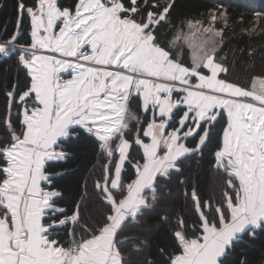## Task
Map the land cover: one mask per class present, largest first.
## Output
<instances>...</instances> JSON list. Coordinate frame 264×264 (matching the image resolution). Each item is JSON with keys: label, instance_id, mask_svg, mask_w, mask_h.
I'll return each instance as SVG.
<instances>
[{"label": "snow or ice", "instance_id": "1", "mask_svg": "<svg viewBox=\"0 0 264 264\" xmlns=\"http://www.w3.org/2000/svg\"><path fill=\"white\" fill-rule=\"evenodd\" d=\"M175 10L176 0H16L14 28L0 34V62L24 75L0 89V264H248L237 249L264 231V72L250 87L232 79L217 27L226 13L177 25ZM79 141L103 157L101 176L94 199L85 182L66 208L53 169ZM205 149L218 198L184 176ZM174 177L192 220L157 212ZM152 214L168 228L155 256L140 232Z\"/></svg>", "mask_w": 264, "mask_h": 264}, {"label": "trees", "instance_id": "2", "mask_svg": "<svg viewBox=\"0 0 264 264\" xmlns=\"http://www.w3.org/2000/svg\"><path fill=\"white\" fill-rule=\"evenodd\" d=\"M31 3L32 0H26ZM16 0H0V34L4 26L11 31L15 25L14 5ZM61 4L71 3V0H59ZM212 12L227 14V25L221 21L217 27H224L223 52L228 60L235 61L232 71V79L238 83L250 87V78L253 73L264 72V0H176V10L173 13V22L180 24L181 19L186 17H198L207 19ZM258 25L259 30L255 33L248 31L253 25ZM243 50V55L241 54ZM254 52L248 56L247 52ZM19 78L23 81L22 70H18L13 63L0 62V89L5 84H10ZM135 109V106H133ZM4 110V97L0 94V113ZM135 122H132L134 127ZM146 139V138H145ZM72 153L73 158L66 163L60 162L61 166L53 169L55 172L63 173L62 178H57L54 183L56 188L63 193V205L72 208L73 204L80 201L84 195V184L87 182L88 199L93 191V182L101 176V165L103 157H99L89 142L79 141L71 146L65 144ZM184 176L187 178L189 191L195 185L201 197L208 199L218 198L221 191V180L211 166L210 149H205L202 154L193 156L185 161ZM170 190V191H169ZM168 192L165 200L158 206L157 212L167 213L173 220L176 214H183L192 220L183 198L184 187H181L176 178L167 185ZM92 209V205H89ZM140 232L149 241L144 249V254L151 253L155 256L157 244H161L166 238L168 228L158 223L154 214L150 215L144 222ZM243 252L248 264H264V231L257 230L255 238H245L237 249L236 256Z\"/></svg>", "mask_w": 264, "mask_h": 264}, {"label": "rangeland", "instance_id": "3", "mask_svg": "<svg viewBox=\"0 0 264 264\" xmlns=\"http://www.w3.org/2000/svg\"><path fill=\"white\" fill-rule=\"evenodd\" d=\"M201 39H202V38H201ZM216 39H217V42H218V39H219V38H216Z\"/></svg>", "mask_w": 264, "mask_h": 264}]
</instances>
